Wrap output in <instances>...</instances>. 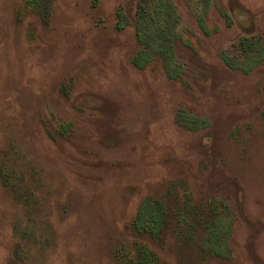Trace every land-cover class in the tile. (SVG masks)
<instances>
[{"label":"rangeland","instance_id":"1","mask_svg":"<svg viewBox=\"0 0 264 264\" xmlns=\"http://www.w3.org/2000/svg\"><path fill=\"white\" fill-rule=\"evenodd\" d=\"M31 1L0 0V264H135L145 247L151 264H264V61L222 58L242 26L264 35V0H218L209 34L174 0L180 78L157 54L132 63L139 0ZM173 185L217 213L212 248L197 213L138 230Z\"/></svg>","mask_w":264,"mask_h":264},{"label":"trees","instance_id":"2","mask_svg":"<svg viewBox=\"0 0 264 264\" xmlns=\"http://www.w3.org/2000/svg\"><path fill=\"white\" fill-rule=\"evenodd\" d=\"M33 8L40 6V0H33ZM194 19L203 33L209 34L207 18L211 9L218 8V0H186ZM40 8V7H39ZM181 14L174 0H139L136 9V35L140 44L139 51L132 57V63L139 69L160 57L165 73L170 78H180L175 54V43L181 39L180 29L182 27ZM254 26H242L244 35L233 45L232 49L237 56L230 57L222 52L223 60L230 66L253 68L264 61V35L255 32ZM242 68V69H243ZM246 70V69H245ZM249 71V70H247ZM192 200L179 204L174 185L169 187L161 199L147 198L142 202L137 214L135 225L138 230L147 228L152 235L161 236V233L173 219L180 224L183 216L197 213L205 221V240L209 241L207 248L215 244L216 229L219 226L217 213L212 207L206 213L204 210L197 211ZM208 213V214H207ZM207 216V217H205ZM197 218V217H195ZM216 249H211L215 252ZM142 253V255H141ZM146 258V259H143ZM154 253L147 247L142 248L138 254L135 264H151Z\"/></svg>","mask_w":264,"mask_h":264}]
</instances>
